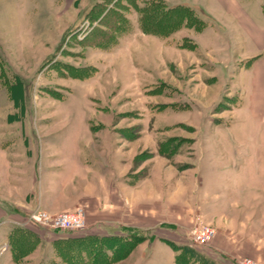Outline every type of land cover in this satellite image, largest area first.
<instances>
[{
    "label": "rangeland",
    "instance_id": "1",
    "mask_svg": "<svg viewBox=\"0 0 264 264\" xmlns=\"http://www.w3.org/2000/svg\"><path fill=\"white\" fill-rule=\"evenodd\" d=\"M145 7L176 18L146 33ZM261 38L264 0H0V57L21 82L11 99L0 81V264L134 235L112 264H176V249L264 264ZM77 208L82 231L30 221Z\"/></svg>",
    "mask_w": 264,
    "mask_h": 264
},
{
    "label": "trees",
    "instance_id": "2",
    "mask_svg": "<svg viewBox=\"0 0 264 264\" xmlns=\"http://www.w3.org/2000/svg\"><path fill=\"white\" fill-rule=\"evenodd\" d=\"M157 8V7H155ZM154 7H145L141 11L140 16V24L141 28L146 33L152 34H161L157 31V27L165 28L162 24V21L165 19L167 23L172 22L173 18H176L175 8L165 11H158ZM187 11V9H186ZM6 65L0 57V81L3 82L2 85L7 87L9 96L13 99V90L18 87V84L21 82L18 78L13 77V82H10L7 79L6 75ZM78 75V74H77ZM136 236V235H134ZM129 237L126 240H122L116 238V241L113 243L110 238H96V237H88L77 240H61L55 243L56 252L59 253V257H61L65 264H112L118 259L124 258L134 245L137 243L135 237ZM102 247L105 249H112L113 254L109 259H101L100 253ZM177 252L181 250V254L179 253L175 258L176 264H195L193 260V256H191L190 252L184 251L182 249H176ZM101 259V260H100ZM110 262V263H107ZM202 264V263H199Z\"/></svg>",
    "mask_w": 264,
    "mask_h": 264
},
{
    "label": "built area",
    "instance_id": "3",
    "mask_svg": "<svg viewBox=\"0 0 264 264\" xmlns=\"http://www.w3.org/2000/svg\"><path fill=\"white\" fill-rule=\"evenodd\" d=\"M30 221L40 226L50 227L55 230L63 231H82L85 228V218L83 211L77 208L71 212L49 215L43 211H36L30 215ZM194 240L200 243L208 242L213 236L214 231L210 226H202L194 233ZM241 264H256L252 260H245Z\"/></svg>",
    "mask_w": 264,
    "mask_h": 264
},
{
    "label": "crops",
    "instance_id": "4",
    "mask_svg": "<svg viewBox=\"0 0 264 264\" xmlns=\"http://www.w3.org/2000/svg\"><path fill=\"white\" fill-rule=\"evenodd\" d=\"M253 32L257 33V34H260V33H258V31H253ZM263 41H264V38H261L260 40L258 39V41H257L258 45H261V47H262L263 46ZM261 55H262V57L254 64V67L255 66H259L260 68H262L261 71H263V73H264V54H261ZM231 228H234V226L231 227ZM239 229H241L242 232H249L251 230V228H239Z\"/></svg>",
    "mask_w": 264,
    "mask_h": 264
}]
</instances>
